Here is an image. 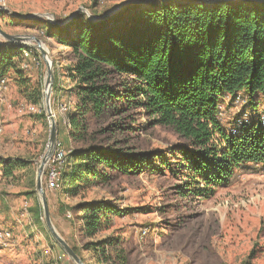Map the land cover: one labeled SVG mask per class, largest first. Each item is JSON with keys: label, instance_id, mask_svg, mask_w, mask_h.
I'll return each instance as SVG.
<instances>
[{"label": "trees", "instance_id": "1", "mask_svg": "<svg viewBox=\"0 0 264 264\" xmlns=\"http://www.w3.org/2000/svg\"><path fill=\"white\" fill-rule=\"evenodd\" d=\"M47 29L49 39L71 51L63 73L55 64L53 99L58 100L61 92L74 98L65 117L58 116L59 125L67 119L74 136L83 137L89 120L140 109L151 125L167 127L185 141L176 148L184 190L202 199L229 185L243 167L264 168V129L258 119L264 103L263 2L155 1L149 6L128 5L98 22L80 15L67 25ZM24 50L15 45L0 48V80L19 77L23 96L40 107V117L45 118L41 84L21 78ZM61 77L68 81L67 88L62 87ZM229 99L230 104L244 102L253 111L245 112L250 124L239 135L230 133L235 121L226 128L220 120ZM0 164L4 176L12 179L31 166L23 160H0ZM100 165L131 174L149 164L143 153L121 156L95 146L71 151L63 172V193L76 198L96 186L102 177ZM29 174L31 190L25 195L35 197L31 212L40 222L35 172ZM73 211L78 233L90 241L83 250L95 264H127L119 239L94 240L113 227L112 205L92 201ZM72 249L81 257L77 248Z\"/></svg>", "mask_w": 264, "mask_h": 264}, {"label": "rangeland", "instance_id": "2", "mask_svg": "<svg viewBox=\"0 0 264 264\" xmlns=\"http://www.w3.org/2000/svg\"><path fill=\"white\" fill-rule=\"evenodd\" d=\"M155 1L172 0H0V29L12 36H33L41 40L54 74L55 64L63 73L71 62V51L47 37V26H64L80 15L98 22L115 16L128 5L149 6ZM202 1L207 4L213 0ZM247 1L264 3V0ZM27 44L29 47H21L24 52L33 49L37 54L24 55L21 78L32 85L41 84L44 94L47 64L32 47L35 42ZM10 45L14 44L0 35V48ZM18 78L9 76L7 90L0 96L3 130L0 160H23L31 166L28 171L17 172L12 179L4 176L0 164V229L12 233L11 240L0 244V264H76L48 231L43 211L40 222L36 221L31 212L35 197L25 195L31 190L28 182L32 171L36 190L37 169L49 145L50 124L44 110L45 118L40 117V107L27 102L16 81ZM61 80L62 87L67 88L68 81L64 77ZM54 96L52 89L51 109L55 114L57 142L66 151L95 146L121 156L143 153L148 158L149 165L131 174L100 165L99 183L80 197L66 196L63 181L54 191L44 187L56 231L71 248H77L84 264L95 262L83 250L90 241L78 233V218L73 209L92 201H104L116 209L112 215L113 227L94 240L109 236L119 239L127 264H264L263 167L247 165L214 196L195 197L184 190V171L178 165L176 148L185 141L171 129L151 125L138 109L121 116L106 114L89 120L87 131L79 138L72 134L66 118L58 124L59 114L65 117L74 98H67L64 92L58 100ZM227 104L220 116L226 128L241 112H253L244 102L230 104L229 99ZM258 111H264L263 102ZM64 176L63 173L62 180ZM37 198L40 203L38 195Z\"/></svg>", "mask_w": 264, "mask_h": 264}, {"label": "water", "instance_id": "3", "mask_svg": "<svg viewBox=\"0 0 264 264\" xmlns=\"http://www.w3.org/2000/svg\"><path fill=\"white\" fill-rule=\"evenodd\" d=\"M222 0H213L212 2H208L207 4L213 5L217 2H221ZM224 1H231V0H224ZM235 1V0H233ZM1 10V9H0ZM8 12V11H7ZM9 14L12 17H17L19 16L15 15L12 12H9ZM30 19L35 18V17H28ZM0 35L9 43H12L18 47H29L30 42H35V45L32 46L34 49L39 51L41 57L44 59V61L47 64V76L44 82V96H43V110L49 120L50 124V140H49V145L46 150V153L42 157L39 167L37 169V174H36V192L37 195L40 198V204L42 206V211H43V216L44 220L46 223V226L48 228V231L51 233L53 238L56 240V242L60 245V247L66 252V254L71 258L76 264H84V262L81 260V258L75 253V251L71 248V246L59 235V233L56 231L49 212V207L47 203V198L45 194V189L43 185V176H44V171L45 167L49 161V159L53 156L58 142H57V128H56V120H55V114L53 113L51 109V92L53 89V84H54V71H53V64L51 61L48 59V53L41 42V40L33 37V36H12L0 29Z\"/></svg>", "mask_w": 264, "mask_h": 264}, {"label": "built area", "instance_id": "4", "mask_svg": "<svg viewBox=\"0 0 264 264\" xmlns=\"http://www.w3.org/2000/svg\"><path fill=\"white\" fill-rule=\"evenodd\" d=\"M24 55L26 57H32L30 52H24ZM7 84V79L4 78L0 80V96L6 92ZM241 114V117H238V119L235 120L233 127L230 128V133L232 135H239L241 129L250 124L247 114L244 112ZM258 119L260 127L264 129V111H259ZM2 131V128H0V134ZM69 153L70 152L57 145L53 156L49 159L45 167L43 185L46 189L54 191L60 188ZM68 217H71V215L69 214ZM11 239L12 233L9 230L0 229V244L6 243Z\"/></svg>", "mask_w": 264, "mask_h": 264}, {"label": "bare ground", "instance_id": "5", "mask_svg": "<svg viewBox=\"0 0 264 264\" xmlns=\"http://www.w3.org/2000/svg\"><path fill=\"white\" fill-rule=\"evenodd\" d=\"M30 43H32V42H30Z\"/></svg>", "mask_w": 264, "mask_h": 264}]
</instances>
